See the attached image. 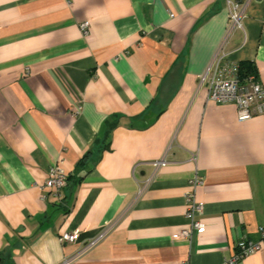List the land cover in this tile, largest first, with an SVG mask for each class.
<instances>
[{
	"label": "crops",
	"instance_id": "obj_1",
	"mask_svg": "<svg viewBox=\"0 0 264 264\" xmlns=\"http://www.w3.org/2000/svg\"><path fill=\"white\" fill-rule=\"evenodd\" d=\"M235 1L242 26L227 0H0V264H223L261 241L264 114L199 84L225 54L264 88V0Z\"/></svg>",
	"mask_w": 264,
	"mask_h": 264
},
{
	"label": "built area",
	"instance_id": "obj_2",
	"mask_svg": "<svg viewBox=\"0 0 264 264\" xmlns=\"http://www.w3.org/2000/svg\"><path fill=\"white\" fill-rule=\"evenodd\" d=\"M230 9V18L234 24L242 26L244 10L240 3L235 0H227ZM90 22L80 23L82 33L88 35L90 32ZM225 54L217 55L208 65L205 72L199 78V84L208 90V99L220 104H235L237 115L240 121L250 119L255 114H264V88L255 74L245 77L240 76V64L238 62H224ZM166 161H155V166L164 165ZM204 182L202 177L195 176L190 184L193 188L187 193V203L189 204L187 216L191 219L190 226L179 232V236L190 239L192 232L197 230L199 233L205 231V224L194 219L201 211L202 205L196 203V189ZM68 183V174L59 165L50 169L46 186L59 191ZM79 232L65 231L60 235L63 243H74L78 239ZM102 235H100L101 237ZM97 239L91 241L89 245L96 243ZM264 244V228H261V241L254 242L246 238H241L236 243V253L223 264H238L245 257L254 254L261 249ZM70 259H66L63 264H68ZM182 264H188L184 262Z\"/></svg>",
	"mask_w": 264,
	"mask_h": 264
},
{
	"label": "trees",
	"instance_id": "obj_3",
	"mask_svg": "<svg viewBox=\"0 0 264 264\" xmlns=\"http://www.w3.org/2000/svg\"><path fill=\"white\" fill-rule=\"evenodd\" d=\"M251 74H255V75H256V72L254 71L253 66H252L250 63H246V62H245V63H241V64H240V76L245 77V76H248V75H251ZM112 127H113V124H109V125L107 126V134H108L109 130H110ZM108 147H109V144H108ZM90 155H91V154L88 153V154L84 157L83 161L81 162L82 165L85 164L84 161L87 160V159L89 158ZM68 177H69V176H68ZM68 179H69V178H68Z\"/></svg>",
	"mask_w": 264,
	"mask_h": 264
}]
</instances>
